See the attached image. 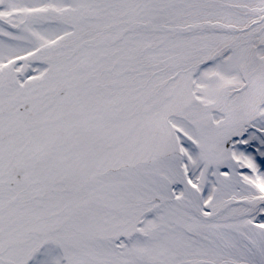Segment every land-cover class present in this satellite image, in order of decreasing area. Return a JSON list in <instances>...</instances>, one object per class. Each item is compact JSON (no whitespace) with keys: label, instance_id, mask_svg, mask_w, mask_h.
<instances>
[{"label":"snow or ice","instance_id":"obj_1","mask_svg":"<svg viewBox=\"0 0 264 264\" xmlns=\"http://www.w3.org/2000/svg\"><path fill=\"white\" fill-rule=\"evenodd\" d=\"M0 264H264V0H0Z\"/></svg>","mask_w":264,"mask_h":264}]
</instances>
